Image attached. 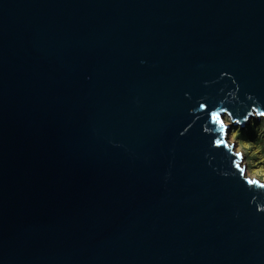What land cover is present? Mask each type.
<instances>
[{
    "label": "water",
    "instance_id": "1",
    "mask_svg": "<svg viewBox=\"0 0 264 264\" xmlns=\"http://www.w3.org/2000/svg\"><path fill=\"white\" fill-rule=\"evenodd\" d=\"M225 116L264 117V0H0V264H264Z\"/></svg>",
    "mask_w": 264,
    "mask_h": 264
},
{
    "label": "rangeland",
    "instance_id": "2",
    "mask_svg": "<svg viewBox=\"0 0 264 264\" xmlns=\"http://www.w3.org/2000/svg\"><path fill=\"white\" fill-rule=\"evenodd\" d=\"M223 122L229 127L226 141L234 153L239 152L245 177L264 185V117L254 116L243 128L233 125L227 116Z\"/></svg>",
    "mask_w": 264,
    "mask_h": 264
}]
</instances>
